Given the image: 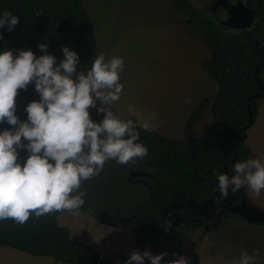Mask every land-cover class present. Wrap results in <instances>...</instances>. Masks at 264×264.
<instances>
[{
    "label": "trees",
    "instance_id": "1",
    "mask_svg": "<svg viewBox=\"0 0 264 264\" xmlns=\"http://www.w3.org/2000/svg\"><path fill=\"white\" fill-rule=\"evenodd\" d=\"M169 1L187 16L212 52V59L203 63L217 82V92L212 98L201 99L194 108L184 139L145 131L134 122L140 132L138 143L148 148L145 158L151 167L150 174L139 179L150 187L151 195L138 204L133 215L121 219L86 202L80 208L103 224L131 227L135 242L143 251L149 250L153 255L168 253L162 264L176 258L173 254L182 247L180 238L189 231L217 227L211 226L213 218L203 213L200 205L213 203L218 213L223 212L221 219H225L234 214L227 208L228 202L246 198L247 188L243 187L235 193L230 189L229 196L223 197L217 174L231 177L235 163L253 158L245 136L254 125L264 98V0H242L253 14H242L239 28L222 22L224 8L213 10L216 2L210 7H199L191 0ZM4 12H12L20 19L13 31L0 29V52L30 49L39 57L43 53L38 45L45 43L59 63L66 46L78 53V70L85 73L99 56L92 18L83 0H0V15ZM39 99L34 83L27 90H20L17 116L26 120L25 106ZM208 110L212 122L197 134L196 125ZM90 114L94 121L103 119L95 109H90ZM10 127L6 122L0 123V131ZM18 153V162L26 161L27 150L18 149ZM61 213L39 218L32 215L22 226L12 220L0 221V247L67 264H109L98 248L73 237L69 226L60 224ZM178 214L179 223L171 234L176 241L171 243L165 229Z\"/></svg>",
    "mask_w": 264,
    "mask_h": 264
},
{
    "label": "rangeland",
    "instance_id": "2",
    "mask_svg": "<svg viewBox=\"0 0 264 264\" xmlns=\"http://www.w3.org/2000/svg\"><path fill=\"white\" fill-rule=\"evenodd\" d=\"M199 7H210L217 0H191ZM97 37L98 53L106 60L122 57L124 70L120 82L123 94L112 105L121 120L142 124L150 130L175 139L186 138V125L194 108L203 98H212L217 82L206 72L204 63L212 59L200 33L187 16L169 0H83ZM262 103V104H261ZM254 125L247 131V142L254 157L264 162V98ZM132 106L138 118L130 115ZM212 122L208 110L196 125L197 134ZM151 172L144 157L126 165L105 162L98 177L81 184L86 203L107 210L118 218L133 215L138 204L151 195L141 179ZM248 203L264 211V191L253 196L246 189ZM213 207V203H209ZM59 222L69 226L79 240L96 244L109 264H125L133 250H143L135 242L131 227H115L99 222L92 214L62 212ZM172 223L166 227V232ZM182 251L193 264H232L246 249L258 251L256 264H264V223L249 222L234 213L213 230L198 228L180 238ZM179 254V253H178ZM0 264H67L51 257L36 256L1 246ZM148 264V261H145Z\"/></svg>",
    "mask_w": 264,
    "mask_h": 264
},
{
    "label": "clouds",
    "instance_id": "3",
    "mask_svg": "<svg viewBox=\"0 0 264 264\" xmlns=\"http://www.w3.org/2000/svg\"><path fill=\"white\" fill-rule=\"evenodd\" d=\"M19 19L4 12L0 29L13 31ZM38 47L43 53L39 57L30 49L0 52V123L11 126L0 131V221L12 220L21 226L32 215H79L86 195L80 191L81 184L98 177L106 161L126 165L148 155V148L138 143L140 132L133 120H121L112 109L123 94L122 57L106 60L101 53L85 73L78 70L81 61L76 51L63 47V59L57 63L47 44ZM33 83L40 99L25 106L27 119L21 120L16 114L17 97ZM90 109L103 119L94 121ZM128 111L138 118L134 107L129 106ZM140 127L148 131L151 124L145 120ZM18 149L29 153L23 163L18 162ZM233 172L231 177L217 174L223 197L229 196L230 189L235 193L242 187L257 197L264 191V162L260 159L237 162ZM167 255L137 249L125 264H145L146 260L162 264ZM173 255L176 258L167 264H189L187 256ZM258 256V251L250 254L244 249L232 264H256Z\"/></svg>",
    "mask_w": 264,
    "mask_h": 264
},
{
    "label": "water",
    "instance_id": "4",
    "mask_svg": "<svg viewBox=\"0 0 264 264\" xmlns=\"http://www.w3.org/2000/svg\"><path fill=\"white\" fill-rule=\"evenodd\" d=\"M219 6L224 8L223 15L221 17L222 22L232 28H239L241 24L239 17L244 14H253L251 10L245 7L242 0H217L215 6H212L213 10L218 9ZM231 211L242 215L249 222L264 223V211L250 205L247 199H243L241 202L231 206ZM223 212H220L217 216L215 223L220 219ZM174 239V238H172ZM178 253L181 256H185L182 249L178 247ZM192 264V263H190ZM195 264V263H193Z\"/></svg>",
    "mask_w": 264,
    "mask_h": 264
},
{
    "label": "flooded vegetation",
    "instance_id": "5",
    "mask_svg": "<svg viewBox=\"0 0 264 264\" xmlns=\"http://www.w3.org/2000/svg\"><path fill=\"white\" fill-rule=\"evenodd\" d=\"M228 203H229L228 204L229 206H227V208H229L231 210V206H233L239 202L235 203L233 201H229ZM200 208H201V211H203V213H207V216L209 218H213V223L211 226L218 225L219 223L222 222L223 219H221L222 218V216H221L220 219H218V221L215 223L217 216L219 214L215 209V205L213 207H211V206H209V203H207V204H204L203 206L200 205ZM199 221H203V220H199ZM171 223H172V225L167 230L166 237H167V239H169L171 241V243L172 242L174 243L176 241V239L171 234L173 233V230L175 229L176 225L179 223V214L174 217V219L172 220ZM207 227H209V225H207ZM172 238H174V239H172ZM190 263L191 262L189 261V264Z\"/></svg>",
    "mask_w": 264,
    "mask_h": 264
},
{
    "label": "crops",
    "instance_id": "6",
    "mask_svg": "<svg viewBox=\"0 0 264 264\" xmlns=\"http://www.w3.org/2000/svg\"><path fill=\"white\" fill-rule=\"evenodd\" d=\"M261 104H262V103H261ZM261 104H260V109L263 110V107H262ZM246 134H247V133H246ZM246 136H247V135H246ZM246 136H245V142H246L247 146L250 148V150L253 152V155H254L255 152L253 151V149L251 148V146L248 144L247 139H246ZM253 157H254V156H253ZM131 230H132V229H131ZM78 239H80V238H78ZM92 243H94V242H92ZM92 243H91V244H92ZM93 245H94V244H93ZM94 246H95L96 248H98V246H97L96 244H95Z\"/></svg>",
    "mask_w": 264,
    "mask_h": 264
}]
</instances>
